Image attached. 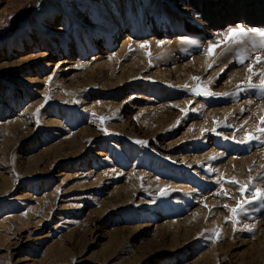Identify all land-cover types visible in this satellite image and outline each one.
Here are the masks:
<instances>
[{
    "label": "rangeland",
    "instance_id": "obj_1",
    "mask_svg": "<svg viewBox=\"0 0 264 264\" xmlns=\"http://www.w3.org/2000/svg\"><path fill=\"white\" fill-rule=\"evenodd\" d=\"M237 26L264 0H0V264H264V37Z\"/></svg>",
    "mask_w": 264,
    "mask_h": 264
},
{
    "label": "snow or ice",
    "instance_id": "obj_2",
    "mask_svg": "<svg viewBox=\"0 0 264 264\" xmlns=\"http://www.w3.org/2000/svg\"><path fill=\"white\" fill-rule=\"evenodd\" d=\"M250 33L254 34V35H257V36H260V37H264V31H260V30H257V29H246L243 26H237L235 28H229L228 29V32H227V35H226V40L227 41H237V42H239L238 38L246 37ZM141 47H147V46L146 45H141ZM214 52H215V46H210L206 54L211 57V56L214 55ZM257 62L258 63L260 62L259 58H257ZM248 71L252 72V68L250 67L248 69ZM193 79H197V78L194 77ZM260 87L264 88V79L261 80ZM196 94H201V91L197 90ZM261 124H264V117L261 118ZM258 131L261 132V133H264V128H258ZM247 138L248 139H254L255 137L249 135ZM230 183L236 184V183H238V181L232 180V181H230ZM246 190H247V185H240L241 195H243ZM224 194L226 195V193H224ZM253 195L256 198L264 197V191H261V190L257 189L253 193ZM225 207H227V206H225ZM231 211L233 212V214H235L237 209H232Z\"/></svg>",
    "mask_w": 264,
    "mask_h": 264
},
{
    "label": "bare ground",
    "instance_id": "obj_3",
    "mask_svg": "<svg viewBox=\"0 0 264 264\" xmlns=\"http://www.w3.org/2000/svg\"><path fill=\"white\" fill-rule=\"evenodd\" d=\"M120 189V188H119ZM130 189V188H129ZM128 190V189H127ZM3 222V221H2Z\"/></svg>",
    "mask_w": 264,
    "mask_h": 264
}]
</instances>
